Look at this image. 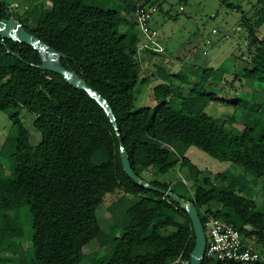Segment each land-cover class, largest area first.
I'll return each mask as SVG.
<instances>
[{
    "label": "trees",
    "instance_id": "16d2710c",
    "mask_svg": "<svg viewBox=\"0 0 264 264\" xmlns=\"http://www.w3.org/2000/svg\"><path fill=\"white\" fill-rule=\"evenodd\" d=\"M14 2L23 11H13ZM221 2L241 8L231 0ZM155 4L158 0H138L113 8L90 0H0V20L13 15L64 53L62 64L107 99L119 125L118 133L104 108L85 90L36 66L42 63L37 49L0 36V111L12 120L0 149V251L6 249L19 264H24L18 255L22 243L16 239L22 229V206L28 209L32 228V264H80L96 256L85 248L102 231L97 205L119 190L121 196L108 206L112 215L121 206L118 220L109 224L113 253L103 264H170L180 255L191 258L196 234L188 212L172 197L138 185L125 172L119 134L136 173L147 179L141 165L153 175L151 183L192 201L205 229L207 215L213 214L264 245V203L243 192L259 178L264 182V105L258 103L264 91V39L257 34L264 24V0L252 4L255 19L246 14L242 18L251 40L250 64L239 73L220 67L222 77L233 72L234 78L252 80L251 86L242 87L234 99L221 97L216 83L205 88L216 70L207 67L186 95L184 80L176 84L160 79L154 87L157 103L136 108L135 87L148 79L142 76L139 38L131 32L135 20L122 11L136 15L138 5ZM146 49L153 55L163 52ZM170 98L181 99L180 110ZM209 101L235 110L215 117L205 110ZM23 111L34 114L35 130L41 135L36 144ZM166 139H171V147L160 143ZM191 145L241 165L244 173L233 179L220 174L223 187L199 168L188 184L173 187L160 180L158 176L177 163L173 150L182 164L190 162L186 153ZM241 263L208 256L202 262Z\"/></svg>",
    "mask_w": 264,
    "mask_h": 264
},
{
    "label": "rangeland",
    "instance_id": "374dc122",
    "mask_svg": "<svg viewBox=\"0 0 264 264\" xmlns=\"http://www.w3.org/2000/svg\"><path fill=\"white\" fill-rule=\"evenodd\" d=\"M90 1L96 6L113 8H124L125 2L129 1L138 3V0ZM231 1L235 4H240L241 8H233L222 3L221 0H158L159 5L155 4L157 9L153 13L151 24L158 30V40L163 46V52L154 55H150L146 47H142L147 42V39L136 23V15L134 13L130 15L126 10L122 11L125 17L135 20L131 24V32L139 38L138 42L141 45L139 58L142 62V76L148 79L135 87L136 108L154 106L157 103L154 87L160 79L176 84L184 80V94L186 95L189 87L199 81L197 74L200 70L207 67H214L216 70L210 75L205 88L211 89L210 83H216L218 86L215 87L221 92V97L234 99L242 87L253 84L252 80L244 79V77L241 79L234 78L233 72L237 71L239 73L243 66L249 65L251 62V40L247 27L242 25V18L245 14L254 19L257 17L255 10L252 9V4L257 0ZM10 7L13 11H23L20 6L10 5ZM242 9L246 12L244 13ZM257 34L260 39H264V24L258 29ZM223 65L225 69L233 72L226 73L222 77L223 74L220 67H223ZM186 80L190 82H186ZM258 88L261 89L260 87ZM259 94L258 103L264 105V91L261 90ZM169 103L180 110V98L177 100L170 98ZM259 104L254 105L257 107ZM205 110L215 117H225L232 114L235 108L223 102L209 101ZM23 117L25 125L32 132V142L38 143L41 135L35 130L33 124L34 114L23 111ZM11 128L12 120L9 114L0 111V149ZM160 143L171 147V139L162 140ZM186 155L190 162L182 164L181 157L173 150L172 160L177 159L176 165L166 174L159 175L158 178L176 187L188 184L195 173V168H199L204 175H207L211 180L223 187L220 174L233 179L244 173V168L241 165L231 161L219 160L195 145L189 147ZM139 169L148 180L153 178L151 172L143 169L141 165H139ZM248 177L254 178L251 174ZM247 191L256 198L258 203H264V182L262 178L257 179V182L249 190H243L245 193ZM121 194L120 190L115 193H108L104 201L97 205L96 210L102 231L95 242L85 248L87 253L89 252L92 256H96L88 261L84 260L80 264H103L112 255L113 241L108 233L109 224L118 220L121 206H119L114 215L110 213L108 206L116 201ZM19 214L22 229L16 239L22 243V250L18 255L23 258L24 264H32L30 254L32 250L29 248L32 228L27 207L22 206ZM255 243L259 248H264L262 243L257 241ZM15 259L12 258V254L7 252L6 249L0 251V264H19ZM241 264H264V259L260 263L242 262Z\"/></svg>",
    "mask_w": 264,
    "mask_h": 264
},
{
    "label": "water",
    "instance_id": "95a60500",
    "mask_svg": "<svg viewBox=\"0 0 264 264\" xmlns=\"http://www.w3.org/2000/svg\"><path fill=\"white\" fill-rule=\"evenodd\" d=\"M0 36L2 38H10L15 41L24 42L30 44L32 47L37 49L42 56V63L37 64L41 69L50 70L61 74L65 80L70 83L72 86H75L79 89L85 90L89 95L94 98L106 111L111 122L113 123L116 131L119 133V125L117 121V117L107 101V99L93 89L81 76L77 74L74 70L68 69L65 67L61 58L65 56L64 53L58 51L44 40L36 36L35 34L28 31L24 25L15 19L13 15L10 17H4L0 20ZM5 43V41H3ZM8 52H13L12 50H8ZM18 56L19 53H16ZM120 137V149L122 155V164L125 172L140 186L147 187L148 189L160 191L163 194H166L173 199H175L178 203H180L185 210L188 212L194 226L195 234H196V243L195 247L191 253V264H202L203 260L206 257V247H207V235L206 229L202 222V219L199 215L198 209L196 205L189 200H186L172 190L160 188L153 183H151L148 179L141 178L136 171L133 169L130 158L125 150L123 142Z\"/></svg>",
    "mask_w": 264,
    "mask_h": 264
},
{
    "label": "built area",
    "instance_id": "2783aa9c",
    "mask_svg": "<svg viewBox=\"0 0 264 264\" xmlns=\"http://www.w3.org/2000/svg\"><path fill=\"white\" fill-rule=\"evenodd\" d=\"M14 4L18 6V3L12 5L15 6ZM156 9L154 6L141 7L138 5L136 17L138 26L147 39L142 47L162 51L163 46L158 40V30L151 24V18ZM206 227V256L235 262H258L264 259V251L256 245L255 237H248L233 223L208 214ZM247 228L250 227L247 226ZM170 264H191V260L180 255Z\"/></svg>",
    "mask_w": 264,
    "mask_h": 264
},
{
    "label": "crops",
    "instance_id": "0c3cea01",
    "mask_svg": "<svg viewBox=\"0 0 264 264\" xmlns=\"http://www.w3.org/2000/svg\"><path fill=\"white\" fill-rule=\"evenodd\" d=\"M148 52H150V51H148ZM152 53L150 52V55H151Z\"/></svg>",
    "mask_w": 264,
    "mask_h": 264
}]
</instances>
